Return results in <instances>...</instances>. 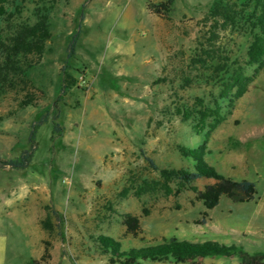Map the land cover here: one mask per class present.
<instances>
[{
	"label": "rangeland",
	"instance_id": "374dc122",
	"mask_svg": "<svg viewBox=\"0 0 264 264\" xmlns=\"http://www.w3.org/2000/svg\"><path fill=\"white\" fill-rule=\"evenodd\" d=\"M168 1L6 0L0 17V158L31 153L23 170L0 168L6 264L39 260L44 242L50 264H108L92 239L98 234L124 248L175 237L240 243L250 254L264 253V70L232 108L219 100L225 116L220 125L194 133L193 119L182 121L175 109L195 98L212 104L220 93L206 81L208 72L189 64L200 22L217 0H171L165 17L147 10ZM39 15H46L48 27L40 55L33 45L8 55L7 38L35 25ZM72 40L74 54L67 59ZM217 46L242 59L248 39L227 33ZM182 77L193 80L190 88ZM201 145L218 174L254 182L257 196L242 204L222 197L200 226L194 220L204 207L192 190L176 195L175 183L170 194L138 190L158 181L162 169L191 167L179 148ZM210 182L193 186L202 190ZM127 214L139 217L137 239L125 235ZM200 264L240 260L214 256Z\"/></svg>",
	"mask_w": 264,
	"mask_h": 264
},
{
	"label": "trees",
	"instance_id": "16d2710c",
	"mask_svg": "<svg viewBox=\"0 0 264 264\" xmlns=\"http://www.w3.org/2000/svg\"><path fill=\"white\" fill-rule=\"evenodd\" d=\"M6 0H0V17L6 13ZM172 1L158 5H148L147 10L160 17H165L170 11ZM201 30L198 37L197 48L190 57V66L208 72L206 81L213 82L220 89L218 98L212 97V104H205L202 98H195L196 103L176 107V115L182 121L193 119V131L200 134L207 128L215 129L225 119L220 113L219 100H228L229 108L247 91L249 85L264 70V0H217L212 4L209 16L200 22ZM242 35L248 39L246 53L241 59L232 56L231 52L219 50L217 42L222 35ZM48 38L46 15H39L32 27L23 26L7 38L5 52L15 55L20 51L30 50L33 45L36 53L40 55L43 41ZM28 39H36L34 44H29ZM75 41L68 44L67 59L74 54ZM10 51V53H9ZM7 66V64H5ZM6 69L8 67H5ZM252 73L248 74L247 70ZM205 75V74H204ZM183 86L190 88L193 80L182 77ZM28 104V102H24ZM42 120L33 124L30 132L32 143L35 128ZM55 131H58L57 127ZM231 144L240 146L239 142ZM182 157L188 159L192 166L180 169H162L159 171L158 181L144 182L139 187V192L147 193L164 191L166 194L173 192L171 187L175 183L174 193L180 194L185 190H192L195 200L200 202L204 211L200 218L194 220L196 225H205L209 221L208 211L213 210L219 204L222 197L233 203L242 204L255 200L257 188L254 182L241 179L233 180L224 177L205 160V145L196 148H179ZM31 153L28 150L15 159L3 160L0 158V168L23 170L30 162ZM210 180L202 190H198L193 184L198 180ZM125 235L137 239L141 234L139 217L127 214L124 219ZM103 254L107 256L108 264H200L206 257H238L240 264H264V253H248L243 245L222 244L215 241L190 242L178 240L175 237L161 243H155L142 247H126L122 243L107 235L98 234L92 237ZM49 243L44 242V248L39 260L29 264H50L51 254Z\"/></svg>",
	"mask_w": 264,
	"mask_h": 264
},
{
	"label": "crops",
	"instance_id": "0c3cea01",
	"mask_svg": "<svg viewBox=\"0 0 264 264\" xmlns=\"http://www.w3.org/2000/svg\"><path fill=\"white\" fill-rule=\"evenodd\" d=\"M4 239L0 235V264H6Z\"/></svg>",
	"mask_w": 264,
	"mask_h": 264
}]
</instances>
